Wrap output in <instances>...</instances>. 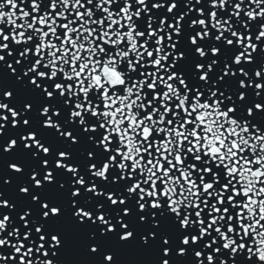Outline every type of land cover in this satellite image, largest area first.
I'll list each match as a JSON object with an SVG mask.
<instances>
[{"label":"snow or ice","instance_id":"6c2138e0","mask_svg":"<svg viewBox=\"0 0 264 264\" xmlns=\"http://www.w3.org/2000/svg\"><path fill=\"white\" fill-rule=\"evenodd\" d=\"M0 264H264V0H0Z\"/></svg>","mask_w":264,"mask_h":264}]
</instances>
